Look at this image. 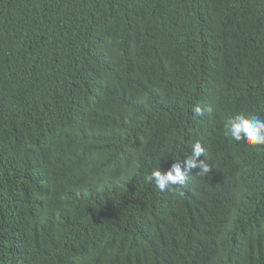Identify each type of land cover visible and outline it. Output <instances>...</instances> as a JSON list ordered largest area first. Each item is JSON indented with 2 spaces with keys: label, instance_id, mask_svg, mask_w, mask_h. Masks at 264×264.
Returning <instances> with one entry per match:
<instances>
[{
  "label": "trees",
  "instance_id": "16d2710c",
  "mask_svg": "<svg viewBox=\"0 0 264 264\" xmlns=\"http://www.w3.org/2000/svg\"><path fill=\"white\" fill-rule=\"evenodd\" d=\"M237 114L264 118V0H0V264H264ZM196 143L209 173L148 181Z\"/></svg>",
  "mask_w": 264,
  "mask_h": 264
},
{
  "label": "clouds",
  "instance_id": "9594fccd",
  "mask_svg": "<svg viewBox=\"0 0 264 264\" xmlns=\"http://www.w3.org/2000/svg\"><path fill=\"white\" fill-rule=\"evenodd\" d=\"M196 116H201L203 111L200 107L194 109ZM225 135L235 142H243L249 146L264 145V118L259 116L245 117L237 114L229 117L224 125ZM204 154L203 147L196 143L193 145L192 155L185 159L183 165L179 162L172 163L166 171L154 170L148 176L149 182H154L161 191L172 190L173 186L184 185L188 173L192 169H199L198 173H209L210 167L198 158Z\"/></svg>",
  "mask_w": 264,
  "mask_h": 264
}]
</instances>
